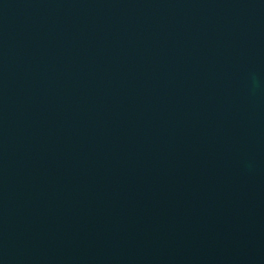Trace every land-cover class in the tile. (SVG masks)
Instances as JSON below:
<instances>
[{
	"label": "water",
	"instance_id": "1",
	"mask_svg": "<svg viewBox=\"0 0 264 264\" xmlns=\"http://www.w3.org/2000/svg\"><path fill=\"white\" fill-rule=\"evenodd\" d=\"M0 264H264V0H0Z\"/></svg>",
	"mask_w": 264,
	"mask_h": 264
}]
</instances>
